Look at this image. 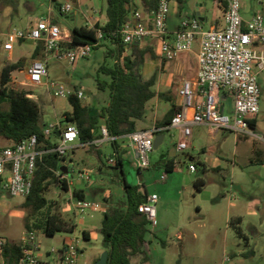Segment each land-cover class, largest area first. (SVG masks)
<instances>
[{"label": "built area", "instance_id": "obj_1", "mask_svg": "<svg viewBox=\"0 0 264 264\" xmlns=\"http://www.w3.org/2000/svg\"><path fill=\"white\" fill-rule=\"evenodd\" d=\"M227 9L224 14L225 27L203 30L199 18H185L180 22L174 41L168 39L167 21L171 12L172 0H158V6L144 14L136 9L131 13V21L124 24L120 30L111 33L119 36L124 46L130 47L154 39L164 60H174L183 53L193 50L197 37H200L198 52V72L192 79H184L179 88L182 100L180 110L173 116L170 126L180 131L177 150L183 152L190 147L195 125H206L213 131L228 130L238 134L252 135L249 119L260 113L261 90L258 75L264 72V13H256L252 19L245 20L241 15V0H225ZM143 6V4H142ZM264 6V4H263ZM63 14H69L73 9L70 4L61 6ZM89 26L97 32L98 42L67 47L71 36L68 31L53 22L50 18H42L27 29H12L5 35V49L12 52L15 45L24 41L42 43L43 58L34 60L25 70L24 80L11 75L9 88L16 91H27V97L35 99L30 88L45 87L52 98L76 96L85 98L82 88L70 87L63 83L50 80L48 72L49 61L66 59L75 68L84 59L90 58L94 49L110 40L102 28L93 23L85 14ZM125 53L123 55V59ZM234 101L232 113H227L228 99ZM159 130L141 131L127 136L130 147L136 153V164L139 170L151 167V154L154 151L153 142ZM104 136L108 137L106 127L102 128ZM60 135V143L51 151L67 155L72 146L79 143V129L72 123L62 125L61 120L51 122L44 127V134ZM45 153L39 149V138L33 135L22 140L15 147L0 149V191L12 197H28L33 187V177L36 163ZM115 165V158L109 161ZM189 171L195 172L196 166L191 164ZM91 171L82 172V178H89ZM62 175L61 180H67ZM162 176V180L166 179ZM159 196L151 194L145 202L139 205V212L150 222V228L158 225L157 203ZM72 209L77 212L85 210L102 211L99 204L86 200H72ZM152 233V231H151ZM6 241L0 238V253L3 254ZM22 256L19 264H49L39 255L40 246L35 235L29 231L21 238ZM147 249L146 244H144ZM80 238L73 237L65 242L62 249L52 248L46 256L57 255L61 264H83L81 257ZM0 264H6L0 260Z\"/></svg>", "mask_w": 264, "mask_h": 264}, {"label": "rangeland", "instance_id": "obj_2", "mask_svg": "<svg viewBox=\"0 0 264 264\" xmlns=\"http://www.w3.org/2000/svg\"><path fill=\"white\" fill-rule=\"evenodd\" d=\"M38 9L35 12V17H41L43 15L50 16L53 21L61 26L72 25V22L68 18L69 14H63L58 8V4L62 6L66 3L64 0H38ZM241 15L246 20L254 16L257 12L264 13V0H241ZM99 3V1H98ZM199 3L207 6L209 9L214 8V0H184L185 14L192 15L193 5ZM72 5V4H70ZM101 6V2L99 3ZM5 6L0 4V77L3 69V63L8 55V51L5 49V38L2 34H5L12 29L24 30L26 25L27 13L23 16L25 20L17 19L15 16L14 22L11 24V17L4 9ZM212 23V16L209 14L206 22H204V28L209 29ZM200 37L196 38L193 46V50L199 49ZM15 54L23 53L27 56V49L16 45L14 49ZM109 49L107 46H99L94 49V52L90 58L81 60L75 68H73L66 59H53L48 63V72L50 80L56 81L58 83H63L70 87L82 88L85 92V98L82 99L83 103L88 105L92 111H97L99 108L105 106L109 102V90L102 91L98 88L97 80L110 82V77L99 73L101 66L106 65L107 67H114L115 58L113 56H108ZM125 58L120 60L123 65ZM16 77L19 80H24V73H16ZM259 86L261 90V106L260 113L258 114V124L256 129H252L254 135H243V141L240 142L238 147V156L236 157L237 171L231 172L230 161L234 160V155H236V143L235 137L232 133H226L224 138L216 141L208 138L207 136L197 135L193 141V145L196 148H190L186 153L195 158L200 157L204 159L203 154L200 152V147H205L207 150V156L210 158L217 157L221 155L229 163L225 166L224 172L219 171H207L204 168V164L200 163L196 172H188L187 164L181 161L178 164V173H169L168 180L161 181V175L165 172L164 168L160 165H155L150 171H142L139 174V179L144 181L148 185V190L150 193L156 192L160 198L161 202H168L164 207V211L167 215V222H175L177 218V212L180 208H183L186 204L188 207H195L200 205L204 208V212L199 216L197 220L206 223H197L192 225H186L183 229V238L185 245L193 246L194 234L198 237V240L203 242H209V239H215L221 241L225 224L220 222L216 224L215 228L209 226L210 217L209 213H206L207 208L214 203V200H209L210 195H216L219 200L226 198L230 193L236 195L241 200L252 201L254 203V213L255 216L249 217L246 222L241 226V229L249 239V246L246 249L250 252L255 251L254 255L245 254L243 263L239 264H264V166L260 163L253 165H243L242 161L239 160L241 155L245 153L244 158L247 155H252L254 160L264 159V154H259L258 148L264 149V72L258 75ZM35 96V100L39 106L42 122L44 125H48L51 122H56L60 118V113L58 111L56 101L52 98L45 87L35 86L30 88ZM69 104V103H68ZM234 106V101L230 97L228 99L226 112L232 113ZM10 108L8 103L0 102V111H8ZM68 109L71 110L70 104ZM63 121V120H62ZM61 121V122H62ZM63 125L66 122H62ZM226 138V139H225ZM52 140L59 144L60 138L52 135ZM175 141V138L168 135L166 143ZM224 141L223 151L219 152V142ZM9 140L6 139L2 134H0V148L7 147ZM165 148V144H162L159 151L153 155L161 153ZM254 150V152H253ZM78 151L76 154L75 152ZM257 151V154H255ZM74 154V155H73ZM125 170L128 173V177L132 172V163H134V155L132 152H127L125 154ZM97 154L95 151L89 150L86 147H79L77 149H71L66 155L65 164L69 166V175L73 179V182H77L78 177L82 175L84 170H93V174L89 178H81L82 181H78L77 187L73 184L70 185V190L67 192L62 189L60 183L52 184L46 193V198L56 204L59 211L63 217L67 220H72L73 217L66 218L65 212L72 213L71 205L72 199L74 198L73 192L75 189L83 187L88 189L90 187H101L105 188L107 192H113L114 186L112 183L114 173L116 172L111 166L106 162L107 168L101 172L99 166L101 163L96 159ZM94 160V161H92ZM158 161V160H157ZM96 162V164H94ZM97 172L103 174L96 175ZM62 175H67V173H57V177L61 178ZM132 175V174H131ZM96 178L100 180L99 184L96 182ZM203 178L206 182V186L203 188L205 190L204 198H202L196 191L194 183L197 179ZM68 180V177H67ZM69 181V180H68ZM160 181V184L156 182ZM169 182L167 185H165ZM89 201L103 202L102 195L92 196L89 189ZM66 198H69V202ZM25 197L17 196L11 197L7 194L0 196V236H9L15 240L21 239V237L27 232L31 231L36 238V242L40 246L39 255L44 258L46 252L52 248H59L62 244L64 237H78L80 238V247L83 255L81 257V262L83 264H97V262L102 258L103 254L107 250V245L103 241V237L100 233V214H97L94 219H89V226L87 229L91 232L92 238L87 241L83 238L80 232L65 233L59 232L55 236H48L44 232V226H42V213H34L31 209H26L23 207L25 202ZM76 199V198H75ZM206 199V201L204 200ZM74 200V199H73ZM218 200V199H217ZM71 201V203H70ZM222 201V200H221ZM68 202V203H67ZM216 204V202H215ZM224 201H222V205ZM158 211L160 213V205H158ZM194 215V213H192ZM27 217L29 218V223L31 230H28L25 226ZM158 225L153 230L150 228L152 233L147 237L148 248L144 254V257L136 258L135 264H139L144 260L150 262L149 264H231V255L235 251L234 249L229 250L224 253L221 250H215V253L210 254L209 258H202L195 253H185L182 251L180 241L175 235L174 229H168L162 224H159L160 214L158 216ZM80 230L82 225L79 224ZM162 228V230H161ZM161 230V232H160ZM156 234V236H155ZM234 236L236 237L235 233ZM208 240V241H207ZM220 242H217L218 244ZM200 243L197 242V246ZM207 244V243H206ZM175 248L180 249L178 253ZM145 258V259H144ZM53 257H49V260L54 262V264H61L53 261ZM241 259V258H239ZM138 261V262H137Z\"/></svg>", "mask_w": 264, "mask_h": 264}, {"label": "trees", "instance_id": "obj_3", "mask_svg": "<svg viewBox=\"0 0 264 264\" xmlns=\"http://www.w3.org/2000/svg\"><path fill=\"white\" fill-rule=\"evenodd\" d=\"M107 1V22L102 28L110 37L116 47V62L114 67L103 65L99 73L110 77V82L97 80L98 88L102 91L109 90V102L102 110L94 115L92 109L83 103L82 99L72 95L68 97L71 111L64 114L62 122L72 123L79 129V143L88 145L89 150L96 152L101 162L99 170L107 168L106 162L114 156L115 165H108L114 170H121L125 163V151L122 150L120 141L125 136L136 133V122L145 116L147 103L155 97L156 93L153 87L156 84L157 77L153 75L150 79H144L142 76V67L145 62L146 50H134L131 54L125 56L124 64L120 60L125 46L119 36H112L111 33L117 32L121 27L131 21V13L136 10L135 0H106ZM181 3L183 0H179ZM220 8L226 12L227 3L225 0H218ZM3 6H11L14 11L19 6L17 0H0ZM143 7L147 13L158 6V0H142ZM98 27V28H99ZM97 32L95 29L74 26L71 29V39L66 43L67 47H74L81 44L97 43ZM102 44V43H101ZM99 44L97 47H99ZM42 49V43L36 48L38 54ZM36 55V54H35ZM25 62L20 60L15 63L6 64L0 77V102L8 103V111H0V134L9 140L7 147H15L22 140L33 135L39 138V149L45 153L37 160L36 170L33 177V187L31 194L26 197L23 207L31 209L34 213H42V226L48 236H55L59 232L74 233L77 224L74 220H67L63 217L59 208L52 201L46 198V193L52 184L60 183L62 189L70 190L68 180H61L57 173H65L64 164L66 155L51 151L57 147V143L52 140V136L44 134L45 125L42 122V116L37 102L26 95L27 91H16L9 88L8 84L11 75L15 71L22 70ZM178 111L175 112V114ZM175 114H172V118ZM108 132L110 143L114 153L108 154L106 150L98 148L94 142L98 139L97 131L101 129V123ZM171 122H164L158 129L166 128ZM252 129H256L257 116L249 119ZM164 133V130L156 134ZM56 134V133H55ZM54 134V136H55ZM57 135V134H56ZM6 148V147H3ZM2 149V148H0ZM164 156L158 165L164 166L167 172L173 173L175 162L173 159L165 160ZM258 163L255 161V164ZM263 164V163H260ZM206 170V166L204 165ZM125 175L120 178V183L125 188L126 199L124 202H117L111 206L105 213L100 233L104 243L107 245L109 254L108 264H135L136 258L144 257V243L151 233L150 222L146 216L139 212V205L146 201L147 194L140 191V186L131 185L128 181L124 182ZM206 186L203 178L195 182L197 191H201ZM2 192L0 191V196ZM73 196L76 200H85L86 196L81 189H75ZM25 226L31 230L29 218L27 217ZM239 238L246 241L242 229L239 226L234 227ZM83 237L89 240V233L84 231ZM22 246L16 243H6L2 260L6 264H19L22 256ZM145 259V258H144Z\"/></svg>", "mask_w": 264, "mask_h": 264}, {"label": "crops", "instance_id": "obj_4", "mask_svg": "<svg viewBox=\"0 0 264 264\" xmlns=\"http://www.w3.org/2000/svg\"><path fill=\"white\" fill-rule=\"evenodd\" d=\"M17 1L19 2V6L16 9V11H14V9L11 6H5V8H4L7 11V13L9 14V16L11 17V24L14 22L16 15H17V19L21 20V22L23 20H25V17L23 15L26 13H27L28 17H26V25L24 27L25 29L34 25L38 20H40L42 18H50L53 21V19L50 16L43 15L41 17H37V18L35 17V12L37 11L38 4H39L38 0H17ZM98 1H99V3L101 2V6L99 5ZM53 2H57V0H53ZM64 2L66 4H72L71 5L72 9H73L72 13H74L77 16L78 15L81 16L82 19H85L86 22L84 23V25H87L88 28H90V26H89V22L87 21V18L85 16L86 13L89 16H91L90 18L92 19L93 23H95V25L97 27L103 26L107 22V15H106L107 1L106 0H64ZM135 5L137 7L136 9H138V10L142 9L144 14L147 13L145 11L144 7L142 6V0H135ZM61 6H62L61 4H58L59 10L61 9ZM184 12H185L184 0L182 3L179 0H172L171 12H170V15H169V18L167 21L168 39L170 41H174L175 34L178 30L180 22L182 20H184L185 18H193V17L199 18V20L201 22L202 29L207 30L204 28L203 24H204V22H206L209 14H211L212 23H211V26L209 29H212V28L222 29L225 27V21H224V14L225 13L220 8L218 0H214V8L213 9H209L207 6L196 3L193 5L192 15H186ZM68 18L72 22V25H69V26H61L60 25V26L64 30L68 31V33L71 36V29L74 26H77V22L75 20L73 21L70 18V15L68 16ZM246 20H250V17ZM6 34L7 33L2 34V36L5 38ZM38 44L39 43L31 41V40L20 42V43L16 44V45H20L21 47H25L27 49V56H24L23 53H21V52L18 54H15V52H14L15 47H14L12 52H8V55L5 58L6 60H4V63L2 66L4 67L8 63H15V62H18L20 60H23L25 62V67L23 68V70H25L31 64V62H33L34 60L43 58V56H44L43 45H42V49L40 50V52L38 54L35 52ZM199 45H200V43H199ZM100 46H107L109 49L108 56H113L115 58V62H116V53H117L116 47L117 46L111 40H105L104 42H102V44ZM134 50H146L147 51V53L145 54V62H144V65L142 67L143 78L147 80V79H150L153 75H156V77H157L156 84L153 87V90L155 91L156 95L147 103L144 118L141 120H137V122H136V130L137 131L136 132L152 131V130H159V131L164 130V133H160V134L165 135V140L163 143V144H165V148L162 150L161 153H158L154 157H153V155L155 154V152L157 153V151H159L161 146L158 148V150L153 151V153L151 154V167L149 169H147V171L152 170V168L155 165H158L159 161L164 156H166V159H165L166 161L168 159H173L175 164H176L173 173L179 172L178 164L181 161H183L184 163H188L187 164L188 165L187 170L190 173H191V171H189V166L191 164H194L196 166V171H197L198 165L200 163H202L206 166L207 171L213 170V171L224 172V171H226L225 166L229 163V161L225 160L221 155H218L217 157H214V158H210L207 156V150L205 147H200V152L204 156L203 160L200 157L195 158V157L191 156L189 154V152L188 153H186V152L190 148H196L193 145V141L197 137V135H200L201 137L203 135H205L212 140L218 141L220 139V137L224 138L226 133H232L235 137L236 155H234L235 156L234 160L230 161V164L232 167L231 172L232 173L236 172L237 171L236 157L238 156V147H239L240 142L243 141L242 136L244 134H238V133L228 131V130L213 131L210 127H208L206 125H195L193 127V136L191 138L190 147L187 150L180 152L177 150V143H178L179 138H180V131L178 129L172 128L170 125L166 128H162V129L157 128V127L161 126L164 122H171L170 119H171L172 114H175L176 111L180 110V105H181L182 100L179 96V88L181 86V82L184 79H192L197 75L199 49L198 50H192L189 53H183V54L179 55L176 59L168 61V60H164L161 58L160 49H159V46L157 44V41L154 39H148L145 43H142V44H136V45L130 46V47L125 46V51L123 52V54L121 56V60L123 59L124 53L126 56L127 54H131ZM19 72H21V71H18L16 73H19ZM24 76L26 77L25 73H24ZM54 99L56 101V105H57L58 111L60 113L59 120L62 121L64 118V114L66 112L71 111L68 109V105H69L68 99H66V98H54ZM33 100H35V99H33ZM106 105H108V103ZM103 107L99 108L97 111H94V112L92 111L91 113L94 115L95 113L100 112ZM257 124H258V116H257ZM65 125H63V126H65ZM103 127H105L104 122L101 123V129ZM56 134H58V133H56ZM56 134H55V136L60 138V135L58 136ZM96 134L98 136V139L94 142V144L98 148L106 150L108 152V154L114 153L113 147L111 146V143H110V140H108L104 136L102 130L101 131L98 130ZM168 135L175 138V141L172 140L170 143L167 144L166 139H167ZM252 135H254V134H252ZM224 143H225L224 141L219 142L218 148L220 149L219 150L220 153L224 152L222 149L224 146L223 145ZM8 144H10V142ZM120 144H121V148L123 151H125L126 153L131 151L132 154L134 155V163H132V165H131V168L134 167L132 169V172H131L132 175L130 174L128 177V173L125 170V163H124V165L122 167H120V169L122 168V170H124V173H122L121 170H115L116 172L114 173L113 180H112V183L114 186L113 192H111V191L107 192L105 188H101V187H98L96 185L93 188L92 187L88 188L91 195L95 196L94 200H97L96 196L102 195L103 202L90 201V202H95V203L99 204L102 208V211L85 210L83 212L77 213L71 207L72 213L65 212V215L67 216L66 218L73 217L72 220H74L75 223L77 224L76 232H80L83 236V232L86 231L89 233L90 239L92 238V235H91V232L87 229V226H89V219L88 218L94 219L97 214H100L102 216L100 218V225H99V228H100L102 225V221L104 219V213L111 206L116 204L118 201L124 202V200L126 199L125 188L120 183V178H122L124 175H125V178H123L124 182L128 181V183L131 185L140 186V191L146 193L147 196L151 195V194H157L156 192L150 193L148 190V185H146L147 183H145L144 181H141V179H139V174L142 171H146V170H139L138 169L137 164H136V153L133 150V148L130 147L129 140H128L127 136H125L124 138L121 139ZM86 146L88 147V145H83L81 143H77L74 146H72L71 149H77L79 147H86ZM108 150H110V151H108ZM257 151L259 152V154H264V149H262V148H258ZM257 151H255V154H257ZM77 152L78 151H76L75 154ZM253 152H254V150H253ZM244 155H246V154L243 153L241 155V158L239 159L242 161L243 165H245V166L246 165H248V166L253 165V164H255V161H256L258 163H263L261 165L264 166V159L263 158H262V160H254L251 157L252 155H247V157H245V158H244ZM125 156L126 155H124V159L126 160ZM111 158H114V156H112ZM96 159H98V157H96ZM110 159H109V161H110ZM92 161H94V160H92ZM109 161H108L109 165H112ZM99 162H100V160H99ZM94 164H96V162H94ZM161 167L164 168V166H162V165H161ZM64 170H65V173H67L69 184L70 185L74 184L77 187L78 181H82L81 175L78 177L77 182H73V179L69 175V166L64 164ZM164 170H165V172L162 173L161 178H160L161 181H162L163 175H166L167 177L165 180H168L167 171L165 168H164ZM89 171H91V174H90V176H91L93 174V170H89ZM101 172H97V170H96L95 174L96 175H98L99 173L103 174ZM165 180H163V181H165ZM96 182L99 184L100 180L98 178H96ZM160 183L161 182L158 181L155 183V185L160 184ZM168 183L169 182H167L165 185H167ZM194 185H195V183H194ZM79 189L84 191V194L86 196L85 200L89 201V199H88L89 193L87 191L88 189H84L83 187H81ZM196 191H197V189H196ZM197 193L202 198L205 197L204 196L205 190L202 189L201 191H197ZM66 199L69 202V198H66ZM73 199L76 200L75 197ZM204 200L206 201V199H204ZM209 200L210 201L214 200V203L210 206V208H207V210H206V213H209V217H210L209 226L212 228H215L216 224L223 222L225 224V227H226L224 230V235H223L221 241L217 240V242H220L218 244H216L217 242L215 239H209V242L201 243V240H198V237H196L195 234H194V238H193L194 241L191 242V243H193V246L192 245L187 246L184 243L182 229L186 225H192V224H197V223H206V222H202V221L197 220L199 218V216L202 215V213L204 212V208H202L200 205H196L195 207L191 208V207L187 206L189 204H186L183 208H180V210L177 212V218H176V221L174 223L171 221L167 222L166 221L167 215L164 211V207L167 205L168 202H161L160 203V198H159V201L157 203V218L160 214L159 224H162L164 227H166L168 229H171V228L174 229L175 235L178 237L180 244H182L181 249L185 253L187 252V255L189 253H195V254H198V256H201L202 258H209L210 254L215 253V250L217 249V247L219 250L222 249V251L224 253H227L229 250L234 249L235 251L231 255V264L243 263V260L245 258V254H249V251L246 249V247L249 246L250 242H249L247 235H245L244 233H243L244 236L247 238L246 241L239 238L234 227L239 226L241 228L242 224L244 222H246V220L249 217L256 215V213H254V203H252V201L241 200L238 197H236V195H234V194L232 195L231 193L226 198L221 199L222 201H224L223 206H221L222 201L219 200V198L216 195H210ZM215 202H216V204H215ZM70 203H71V201H70ZM158 205H160V213L158 211ZM192 213H194V215H192ZM79 224L82 225L81 230H80ZM161 230H162V228H161ZM161 230H160V232H161ZM234 233H235L236 237L234 236ZM155 236H156V234H155ZM0 238L5 239L6 243H16V244L21 245V239L15 240L9 236H0ZM72 238L67 237V236L64 237L62 240L61 246L57 249H62L63 246L65 245V242L72 239ZM89 240H87V241H89ZM197 242L200 243L198 246H197ZM144 244H146V247L148 248L147 240L145 241ZM144 250L146 252L145 247H144ZM175 251L177 253H178V251L181 252V250L180 249L178 250V248H175ZM254 254H255V251H252V252H250L249 255H254ZM82 256L83 255H81V257ZM49 257L48 258L42 257V259L44 261H47V263H49V264H54V262L49 260ZM51 257L54 258L53 261L55 260L56 262L60 263V258L57 255H52ZM81 257H80V259H81ZM239 258H241V259H239ZM0 260H2L1 253H0ZM149 263L150 262L144 260L143 262H140L139 264H149Z\"/></svg>", "mask_w": 264, "mask_h": 264}, {"label": "water", "instance_id": "obj_5", "mask_svg": "<svg viewBox=\"0 0 264 264\" xmlns=\"http://www.w3.org/2000/svg\"><path fill=\"white\" fill-rule=\"evenodd\" d=\"M70 18L74 21L77 22V26L80 28L84 25V23L86 22L85 19H82L81 16H77L74 13L70 14ZM59 136V133L57 134ZM165 140V135L163 134H157L154 142H153V146H154V150H158V148L164 143ZM110 151V150H108ZM108 153V152H107ZM108 259H109V254L106 251L102 258L97 262V264H108Z\"/></svg>", "mask_w": 264, "mask_h": 264}]
</instances>
